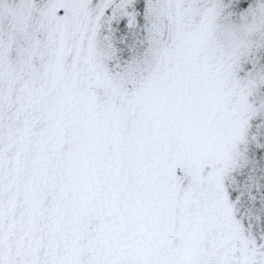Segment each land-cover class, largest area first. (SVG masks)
<instances>
[{
  "label": "snow or ice",
  "instance_id": "obj_1",
  "mask_svg": "<svg viewBox=\"0 0 264 264\" xmlns=\"http://www.w3.org/2000/svg\"><path fill=\"white\" fill-rule=\"evenodd\" d=\"M0 264H264V0H0Z\"/></svg>",
  "mask_w": 264,
  "mask_h": 264
}]
</instances>
